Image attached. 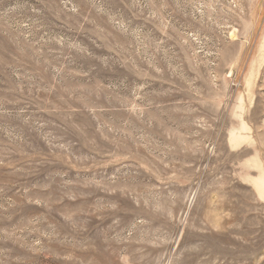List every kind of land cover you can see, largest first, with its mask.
<instances>
[{"label": "rangeland", "instance_id": "rangeland-1", "mask_svg": "<svg viewBox=\"0 0 264 264\" xmlns=\"http://www.w3.org/2000/svg\"><path fill=\"white\" fill-rule=\"evenodd\" d=\"M0 264H264V0H0Z\"/></svg>", "mask_w": 264, "mask_h": 264}]
</instances>
